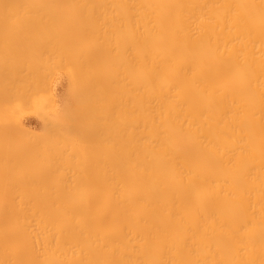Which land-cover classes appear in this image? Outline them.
<instances>
[{
	"label": "bare ground",
	"instance_id": "obj_1",
	"mask_svg": "<svg viewBox=\"0 0 264 264\" xmlns=\"http://www.w3.org/2000/svg\"><path fill=\"white\" fill-rule=\"evenodd\" d=\"M0 20L33 69L104 58L76 128L93 111L92 144L109 138L104 165L63 181L81 146L11 128L0 264H264V0H0Z\"/></svg>",
	"mask_w": 264,
	"mask_h": 264
},
{
	"label": "rangeland",
	"instance_id": "obj_2",
	"mask_svg": "<svg viewBox=\"0 0 264 264\" xmlns=\"http://www.w3.org/2000/svg\"><path fill=\"white\" fill-rule=\"evenodd\" d=\"M19 28L23 26L16 20H0V149L5 150L4 154L10 153L17 147L13 141L11 128L16 125L27 126L33 133L40 131L37 134H46L42 140L51 148L57 146L70 150L74 145H80L82 154L78 159L74 158L71 161L70 165L74 166L60 179L72 181L83 178L84 166L89 165L91 161H98L104 165L108 157L109 138L106 136L105 127L102 128L99 142L95 144L91 142L93 111L89 112L84 126L79 124L82 130L78 131L76 128L79 105L82 101H89L84 87L93 86L96 73L108 64H105L104 58L95 68L85 64L83 73L78 75L79 78L73 73L71 77L72 74L57 65L56 61L33 69L31 40L27 35L19 32ZM112 32L113 35L123 33L117 26L112 27ZM85 44L89 45L88 40H85ZM84 51L85 48L78 53L82 54ZM98 88L104 93L102 98L107 95L102 83ZM43 115H45L44 119ZM55 133L67 139L59 141ZM42 143L40 141L41 145ZM92 175L94 181L86 185L87 193L96 192L101 180L107 179L105 168H100ZM85 180L87 182V179Z\"/></svg>",
	"mask_w": 264,
	"mask_h": 264
}]
</instances>
